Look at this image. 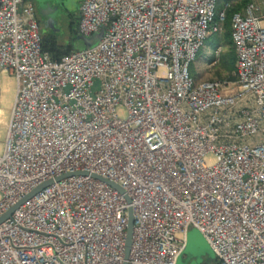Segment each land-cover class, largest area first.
Masks as SVG:
<instances>
[{"label": "built area", "instance_id": "obj_1", "mask_svg": "<svg viewBox=\"0 0 264 264\" xmlns=\"http://www.w3.org/2000/svg\"><path fill=\"white\" fill-rule=\"evenodd\" d=\"M216 1L81 0L78 36L102 37L53 60L33 5L0 0V218L21 203L0 264H177L190 230L218 264H264V0L232 16L234 80L196 81Z\"/></svg>", "mask_w": 264, "mask_h": 264}, {"label": "rangeland", "instance_id": "obj_2", "mask_svg": "<svg viewBox=\"0 0 264 264\" xmlns=\"http://www.w3.org/2000/svg\"><path fill=\"white\" fill-rule=\"evenodd\" d=\"M33 1V0H31ZM53 2V8L55 13L51 24H47V20L42 18V33L46 34L51 39L57 49L60 52L70 50V53L76 54L84 51L82 44L76 41V29L79 21V7L80 0H67L65 4H62L64 0H51ZM264 12V6L261 7ZM211 33L207 34L209 37ZM223 52V49H219ZM212 51L208 47H203L200 53L197 55L194 63L189 68L190 77L196 81H217L214 75L215 68L217 65L218 57H215ZM219 56V55H218ZM210 60H215V64L211 63ZM226 78V75H223ZM233 76V75H232ZM223 79V80H224ZM15 94V81L10 75H6L5 78H0V109L2 115L0 116V157L3 155L4 144L6 139V126L9 121L10 109ZM249 143L259 141L258 138H251L245 140ZM209 160H212V156H208ZM187 264H208L206 257H194L191 258Z\"/></svg>", "mask_w": 264, "mask_h": 264}, {"label": "water", "instance_id": "obj_3", "mask_svg": "<svg viewBox=\"0 0 264 264\" xmlns=\"http://www.w3.org/2000/svg\"><path fill=\"white\" fill-rule=\"evenodd\" d=\"M65 1L67 0H64L62 4H65ZM38 10H39V15L47 20V24H51L53 19V14L55 13V9L53 8V2L51 0H39ZM101 37H102V32L94 34L90 37L77 36L76 41L82 44L83 49H91L97 45ZM106 183L115 190L121 192V189L119 187L108 182ZM48 185H50V182L45 183L44 185L38 187L29 196H27L25 200L37 194L40 190L47 187ZM19 205L10 209L2 218H0V223L8 219ZM132 229H133V217H132V211L129 209L127 229H126V241H125V254H124L125 260L128 259V255H129V249L132 238ZM194 257L195 258L206 257L208 264H212V262L215 260L214 254L212 253L211 249L209 248L205 240L202 238V236L196 230H190L187 233L186 244L184 250L182 251V253L180 254L177 260V264H187L188 261Z\"/></svg>", "mask_w": 264, "mask_h": 264}, {"label": "trees", "instance_id": "obj_4", "mask_svg": "<svg viewBox=\"0 0 264 264\" xmlns=\"http://www.w3.org/2000/svg\"><path fill=\"white\" fill-rule=\"evenodd\" d=\"M251 2V0H217L216 1V11H220L224 5L229 4L230 7L226 11L225 22L222 27V32L220 34H211L204 41L203 47H208L210 51L215 53L218 49H223V52H220L218 56L217 65L215 68V77L217 79L223 80L226 75L228 80L233 81L234 77L232 74L235 71V51L231 39V19L234 14L241 13L245 10L247 5ZM76 35L78 36L77 32ZM46 45L49 47V51L45 50ZM202 47V48H203ZM201 48V49H202ZM200 49V51H201ZM42 50L48 54L58 51L55 43L53 41H45L42 39ZM198 52V54L200 53ZM70 54V50L59 53L57 56H52L53 60H59L62 56H66ZM197 54V55H198ZM214 60H210V64L213 63ZM212 264H218L216 259L212 262Z\"/></svg>", "mask_w": 264, "mask_h": 264}, {"label": "crops", "instance_id": "obj_5", "mask_svg": "<svg viewBox=\"0 0 264 264\" xmlns=\"http://www.w3.org/2000/svg\"><path fill=\"white\" fill-rule=\"evenodd\" d=\"M25 3H30V4H34L33 3V1H31V0H25ZM81 3V0H80V2H79V4ZM241 14H244V11L243 12H241ZM37 24H38V27H39V30H40V33H41V38L42 39H44L45 41H47V42H49V41H52L51 39H49L48 38V36L46 35V34H43L42 33V28H41V26L39 25V23H38V20H37ZM76 32H77V29H76ZM45 50L46 51H49L50 49H49V47L46 45V47H45ZM59 53H62V52H60L59 50L58 51H56V52H53L52 51V53H50L49 55L51 56V58H52V56L54 55V56H57ZM1 77H3V78H5L6 77V75H0V78ZM14 98V97H13ZM0 102H1V98H0ZM2 115V111H1V109H0V116ZM6 128H7V126H6Z\"/></svg>", "mask_w": 264, "mask_h": 264}, {"label": "flooded vegetation", "instance_id": "obj_6", "mask_svg": "<svg viewBox=\"0 0 264 264\" xmlns=\"http://www.w3.org/2000/svg\"><path fill=\"white\" fill-rule=\"evenodd\" d=\"M33 8H34V14H35V18L36 21L38 20L39 25L41 26V28L43 27L42 25V21H44L41 16L39 15V10H38V6H39V0H33Z\"/></svg>", "mask_w": 264, "mask_h": 264}, {"label": "bare ground", "instance_id": "obj_7", "mask_svg": "<svg viewBox=\"0 0 264 264\" xmlns=\"http://www.w3.org/2000/svg\"><path fill=\"white\" fill-rule=\"evenodd\" d=\"M8 125V124H7Z\"/></svg>", "mask_w": 264, "mask_h": 264}]
</instances>
